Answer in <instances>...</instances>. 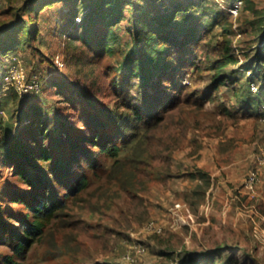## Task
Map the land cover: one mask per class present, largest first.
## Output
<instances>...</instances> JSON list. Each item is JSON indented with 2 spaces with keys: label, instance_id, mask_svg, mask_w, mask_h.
Instances as JSON below:
<instances>
[{
  "label": "rangeland",
  "instance_id": "obj_1",
  "mask_svg": "<svg viewBox=\"0 0 264 264\" xmlns=\"http://www.w3.org/2000/svg\"><path fill=\"white\" fill-rule=\"evenodd\" d=\"M164 1L171 6V0ZM204 1V13L210 15L217 7L227 13L236 0ZM81 2L0 0V28L23 17L32 33L34 29L38 31L31 45L3 63L7 69L13 57H17L26 80L33 76L41 80V94L24 102L37 97L43 100L45 120L54 128L55 137L60 136L56 109L66 103L57 94L54 82L71 85L77 80L83 82L79 73L92 65L97 75L91 79H99L94 91L97 88L101 91L96 97L91 93L88 96L94 110L107 115L118 111L111 88L113 76L118 74L137 85L142 82L137 74L131 76L127 68L120 66L134 45L135 17L150 9L151 0H122L123 19L111 27L120 39L114 47L115 54L93 57L79 53L85 47L77 36L86 28L95 39L110 28L99 16L91 20L89 4ZM241 2L236 24L232 26L234 34L227 37L219 26L208 30L209 19L197 16L207 30L192 56L197 66L181 68L178 54L170 60L175 67L174 84L183 88L175 92L168 82L162 84L163 92L174 97L175 107L162 113L159 125L140 126L133 131L136 133L130 131L122 137L114 136L115 125L107 126L113 142L121 148L116 159L85 145L88 152L94 153L79 157L69 170L52 161L46 165L39 162L35 169H28L36 184L37 180H43L37 188L23 182L9 165L0 171V264H4L6 256L17 264H175L174 257L179 260L181 255L192 254L201 264H264V241L253 233L255 225L264 229V219L257 218L253 209L244 206L234 215L227 213V192H246L245 179L254 169L258 171L257 187L264 199V165L258 167L254 160L264 150V92L258 110L242 107L234 97V88L227 83L211 94L213 99L203 98L207 92L210 94L215 74L208 68V59L212 62L219 58L224 40H230V50L239 63L230 64L222 73L240 78L244 66L258 67L256 61L264 46V0ZM69 13L73 21L66 24ZM77 56L81 59H73ZM57 58L62 66L56 64ZM234 71L239 74L235 76ZM155 80L156 77L144 86L148 98L153 96L151 83ZM241 86L245 87V81ZM259 88L260 85H252L251 91L256 93ZM8 90L3 81L2 91ZM2 91L0 102L4 113L14 116L20 107L5 105ZM81 108L69 107L70 115L78 117ZM3 118L6 120V115ZM80 126L75 125L77 131L85 133L86 129ZM18 128L15 123V129ZM45 147H51L50 140ZM52 153L59 157L62 151L58 147ZM134 156L139 162L130 161ZM79 175L87 178L88 185L83 191L72 193L67 186ZM35 192L39 196L53 195L64 207L47 221L42 236L17 256L12 242L17 241V235H23L24 221L33 219L25 202ZM176 204L184 207L177 211ZM261 208L264 210V203ZM242 218L251 222H241ZM147 222L159 224L162 232L139 234ZM130 246H139L144 251L136 256ZM128 250L132 251L134 261L125 259Z\"/></svg>",
  "mask_w": 264,
  "mask_h": 264
},
{
  "label": "trees",
  "instance_id": "obj_2",
  "mask_svg": "<svg viewBox=\"0 0 264 264\" xmlns=\"http://www.w3.org/2000/svg\"><path fill=\"white\" fill-rule=\"evenodd\" d=\"M81 1L83 5L89 4L91 20L99 16L106 21L110 29L102 36L92 39L87 33L88 29L84 28L82 33L77 36L79 42L85 47L79 53H87L90 57H93L94 54L104 53L114 55V47L120 39L111 27L123 19L122 0ZM205 3L204 0H171V6H169L164 0H151L150 9L142 11L135 17L132 34L134 45L120 67H122L121 69L127 68L131 76L137 74L142 82L137 85L126 78H120L118 74L113 76L111 88L115 106L118 108L115 114L111 112L107 115L104 111L98 114L94 110V104L88 94L91 93L93 97H96L101 88L94 91V86L98 84L99 79H91L97 75L92 65L88 70L79 73L83 82L77 80L74 81L76 84L72 85L61 81L54 82L53 86L56 87L57 94L61 96L62 102L66 103L65 106L56 109L60 136L53 135L54 128L50 122L45 120L46 109L40 97L28 103L24 102V99L30 96L36 97L41 93L33 92L20 96L14 88H9L4 93L2 91V75L4 76V74H0V91L3 94L1 98L3 103L16 108L20 107L13 116L10 112H8L9 114L4 113L2 102H0V171L9 165L23 182L37 188L38 185L43 184V180H37V185L34 181L35 176L30 175L28 169H35L39 162L46 165L52 161L54 165L57 164L58 167L69 170L73 163L75 164L79 160V157L84 158L94 153L90 150L88 152L85 145L96 147L100 154L116 159L121 148L113 142L112 136L106 130L107 126L115 125L116 135L114 136L122 137L130 131V134L136 133L133 131H137L140 126L147 128L159 125L163 121L162 113L175 107L173 106L174 97L163 92L162 84L168 82L175 92H180L183 88L181 85L175 86L174 84L175 67L171 65L170 60L175 54H178L182 59L181 68L197 66V61L192 56L201 46L204 33L207 32L197 16H206L209 19L207 20L209 22L208 30L213 26H219L224 37L234 34L233 23L228 12H220L217 7L210 15H207L204 13ZM69 15L70 13L66 16V24L73 21L72 16L69 17ZM37 33V29H34L32 33L23 17L14 19L0 28V73L7 71L6 65L3 63L5 59L24 51L27 45H31ZM262 50L259 60L256 61L258 65L256 69L246 65L240 70V74L236 71L232 72L235 76L240 75V78H233L225 72H221L230 64L239 63L238 58L230 50V40H224L218 54L219 58L212 62L210 58L208 59L210 61L208 68L215 74L212 79L211 92L210 94L207 92L203 98L213 99L211 94L227 83L234 88V97L238 99L242 107L253 110L260 109L264 92V46ZM78 57H73V59L80 60L81 56ZM155 77L156 80L151 83L153 96L148 98L144 86ZM246 77L247 80H244ZM243 81H245V87L241 86ZM255 84L260 85L256 93L251 91L252 85ZM69 107L76 109L82 107L78 117L74 118L73 115H70ZM4 115H6V120L3 118ZM15 123L19 124L18 130L15 129ZM79 124H81L80 127L86 129L85 133L77 131L75 125ZM48 140H50V148L45 147ZM62 144L64 148H62ZM58 147L62 154L55 157L52 150L54 151V148ZM70 152L71 155L68 156ZM133 158L130 161L139 162L135 156ZM73 159L76 160L73 161ZM75 178L67 187L72 193H79L87 187L88 181L84 175ZM29 195L30 200L25 203L33 219L30 222L24 221L23 235H17V241L12 242L13 252L17 256L22 255L36 238L42 236L47 221L64 207L63 203L53 195L39 196L36 192ZM174 260L177 264H201L196 262L193 254L190 257L181 255L179 260L178 257H174ZM3 263L17 264L11 256H6Z\"/></svg>",
  "mask_w": 264,
  "mask_h": 264
},
{
  "label": "built area",
  "instance_id": "obj_3",
  "mask_svg": "<svg viewBox=\"0 0 264 264\" xmlns=\"http://www.w3.org/2000/svg\"><path fill=\"white\" fill-rule=\"evenodd\" d=\"M242 2L241 0H236L231 7L227 9V12L231 18V21L233 25L236 24L237 18H238V12L240 9ZM56 64L59 66H62V62L57 58ZM7 68V73L5 72L3 81L5 86L7 88H14L16 92L20 96H24L26 94L30 93H39L41 91V82L40 80L36 77L33 76V78L26 80V73L23 70L20 60L17 57H13L11 60L10 64H8ZM255 163L257 166H262L264 165V150H260L258 154L254 158ZM259 183V177H258V171L256 169L252 170L247 174V177L245 179V188L247 189V192L251 195L254 196L256 194V188ZM182 207H184V204H176L175 208L180 210ZM162 232V227L155 223V222H147L145 225H143L141 233H153V234H159ZM254 236L262 241H264V229L257 227V225L254 226L253 229ZM130 249H134V253L136 256L141 255L143 253V249L139 246H130ZM125 259L129 261H134L133 258V253L132 251L128 250L125 254Z\"/></svg>",
  "mask_w": 264,
  "mask_h": 264
},
{
  "label": "crops",
  "instance_id": "obj_4",
  "mask_svg": "<svg viewBox=\"0 0 264 264\" xmlns=\"http://www.w3.org/2000/svg\"><path fill=\"white\" fill-rule=\"evenodd\" d=\"M261 192L262 190L259 186L256 188V194L254 196H251L247 191L246 192H234V193L227 192V213L228 214L232 213L234 215L238 212V209L240 210L244 206L246 208H251V210L253 209L255 211V215L257 218L259 216L260 219H264L263 217L264 210L261 208L262 204L264 203V199L261 195ZM206 193L207 192L205 191L204 194L206 195ZM204 194L202 195L205 196ZM233 194L235 197L233 196ZM245 201H246V205L244 204ZM203 202L197 204V207L201 206ZM244 220L245 221L248 220L249 222H251V219L246 220L243 218L241 222H243ZM254 220L255 219H253L252 221Z\"/></svg>",
  "mask_w": 264,
  "mask_h": 264
}]
</instances>
